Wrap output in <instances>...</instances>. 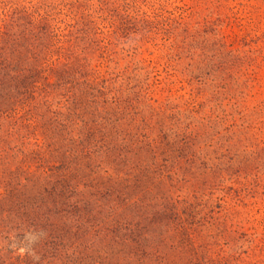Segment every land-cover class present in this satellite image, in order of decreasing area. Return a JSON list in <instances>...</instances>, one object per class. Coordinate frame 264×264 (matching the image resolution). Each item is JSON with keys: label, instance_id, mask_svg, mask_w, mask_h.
Segmentation results:
<instances>
[{"label": "trees", "instance_id": "obj_1", "mask_svg": "<svg viewBox=\"0 0 264 264\" xmlns=\"http://www.w3.org/2000/svg\"><path fill=\"white\" fill-rule=\"evenodd\" d=\"M60 23L44 8L0 19V264H207L190 138L155 134L147 89L102 72L108 43Z\"/></svg>", "mask_w": 264, "mask_h": 264}, {"label": "rangeland", "instance_id": "obj_2", "mask_svg": "<svg viewBox=\"0 0 264 264\" xmlns=\"http://www.w3.org/2000/svg\"><path fill=\"white\" fill-rule=\"evenodd\" d=\"M38 8L108 43L102 72L147 89L154 133L190 138L207 171L194 209L207 264H264V0H0V19ZM193 189L175 195L194 202Z\"/></svg>", "mask_w": 264, "mask_h": 264}]
</instances>
